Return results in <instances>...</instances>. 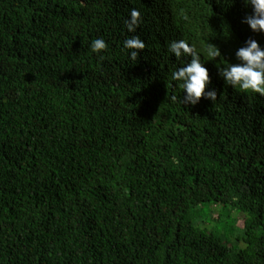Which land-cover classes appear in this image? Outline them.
<instances>
[{
    "label": "trees",
    "instance_id": "1",
    "mask_svg": "<svg viewBox=\"0 0 264 264\" xmlns=\"http://www.w3.org/2000/svg\"><path fill=\"white\" fill-rule=\"evenodd\" d=\"M250 11L0 0V264H264V97L224 85L216 67L249 37L264 46L241 23ZM132 36L145 44L135 61L122 46ZM178 39L206 60L214 104L179 102L171 73L189 58L167 48ZM204 206L217 208L210 223ZM228 219L232 231L216 228Z\"/></svg>",
    "mask_w": 264,
    "mask_h": 264
},
{
    "label": "clouds",
    "instance_id": "2",
    "mask_svg": "<svg viewBox=\"0 0 264 264\" xmlns=\"http://www.w3.org/2000/svg\"><path fill=\"white\" fill-rule=\"evenodd\" d=\"M234 3V0H232ZM246 8L251 11L246 13L241 23L248 25L254 33H264V0H242ZM142 22L141 12L133 8L126 20V28L134 33ZM123 48L129 50V57L135 61L139 50L145 47L144 41L139 36H132L123 41ZM108 48L107 42L102 38L93 40L90 49L94 54L101 55ZM168 51L177 59L187 57L188 62L183 63L171 73V80L179 82L183 91L179 101L184 106H195L201 98L210 100L213 104L217 100V90L209 87L211 78L209 70L205 67L201 55L195 46L185 39L173 40L167 45ZM208 60H216L221 57L218 46L210 44L206 49ZM236 63L216 64L217 75L223 80L224 85L231 86L242 92H251L264 97V46L251 37L235 51ZM175 100L176 97L174 96Z\"/></svg>",
    "mask_w": 264,
    "mask_h": 264
},
{
    "label": "rangeland",
    "instance_id": "3",
    "mask_svg": "<svg viewBox=\"0 0 264 264\" xmlns=\"http://www.w3.org/2000/svg\"><path fill=\"white\" fill-rule=\"evenodd\" d=\"M216 213H217V208L216 207H214V208L212 207V209L210 211V207L209 206H204V211L201 212L203 220L207 221L209 223L212 220V217H214V215ZM237 217H238L239 220H241L242 215L238 214ZM227 222L228 223H225L224 225L219 223V225L216 226V228H218L220 231H221V229H224L225 231H227V230H231L232 231L233 220L232 219H228ZM212 224L214 225V223H211L210 227H212Z\"/></svg>",
    "mask_w": 264,
    "mask_h": 264
}]
</instances>
